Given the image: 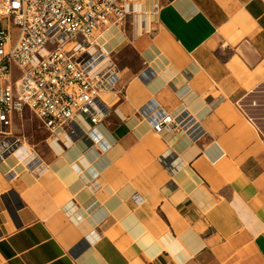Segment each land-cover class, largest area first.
<instances>
[{
    "label": "crops",
    "instance_id": "0c3cea01",
    "mask_svg": "<svg viewBox=\"0 0 264 264\" xmlns=\"http://www.w3.org/2000/svg\"><path fill=\"white\" fill-rule=\"evenodd\" d=\"M134 5L153 32L103 35L106 147L60 134L12 179L0 163V264H264V0ZM165 112L201 135L156 133Z\"/></svg>",
    "mask_w": 264,
    "mask_h": 264
},
{
    "label": "built area",
    "instance_id": "2783aa9c",
    "mask_svg": "<svg viewBox=\"0 0 264 264\" xmlns=\"http://www.w3.org/2000/svg\"><path fill=\"white\" fill-rule=\"evenodd\" d=\"M134 1L139 0H0L2 139L12 135L15 116L26 107L49 136L89 134L99 149L106 147L97 126L109 112L106 96L121 91L103 35L141 12ZM150 118L158 134L202 133L187 112ZM12 146L0 143V159Z\"/></svg>",
    "mask_w": 264,
    "mask_h": 264
},
{
    "label": "rangeland",
    "instance_id": "374dc122",
    "mask_svg": "<svg viewBox=\"0 0 264 264\" xmlns=\"http://www.w3.org/2000/svg\"><path fill=\"white\" fill-rule=\"evenodd\" d=\"M131 16L132 17H129L128 20L130 22L127 23L131 24L134 29H137L138 19L135 15ZM143 19L144 20L142 21V29L139 33L150 34L151 32H153L154 28V26L152 25L153 18H148L147 20L145 16L143 17ZM12 131L14 135H11L9 139H17L23 137L26 138L38 154L41 153L42 149L45 147L46 138L49 136L48 132L40 125L39 121L36 119L33 113L26 107L23 108L21 112L16 114L12 125ZM3 176L4 175L0 174V178H3ZM257 264L259 263L257 262Z\"/></svg>",
    "mask_w": 264,
    "mask_h": 264
},
{
    "label": "bare ground",
    "instance_id": "6f19581e",
    "mask_svg": "<svg viewBox=\"0 0 264 264\" xmlns=\"http://www.w3.org/2000/svg\"><path fill=\"white\" fill-rule=\"evenodd\" d=\"M144 13H148V11L145 10ZM143 12H139L135 14L137 17V29L138 32L141 31L142 29V16ZM151 14H148V18H151ZM12 135L13 131H11ZM10 136H7L4 139L0 140V143L3 141L4 145L6 144H13L11 147L10 151L6 154L3 155V158L0 159V163H8L9 164V158L14 161L13 164H9L8 169L5 172V176L9 179L14 178L20 172L24 169H29L32 164H35L40 160V156L34 150L33 146L27 141L26 138H17L15 140L9 139ZM39 171V170H38Z\"/></svg>",
    "mask_w": 264,
    "mask_h": 264
}]
</instances>
